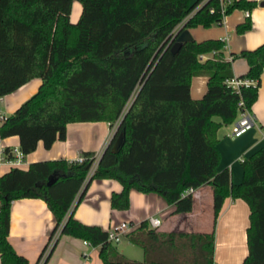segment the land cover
Instances as JSON below:
<instances>
[{
	"label": "trees",
	"instance_id": "obj_1",
	"mask_svg": "<svg viewBox=\"0 0 264 264\" xmlns=\"http://www.w3.org/2000/svg\"><path fill=\"white\" fill-rule=\"evenodd\" d=\"M72 1L0 0V97L32 78L41 80L36 93L0 119V138L16 136L25 157L37 143L48 149L63 140L69 123H116V128L90 175L95 161L90 152L81 153V161L44 160L0 175L1 264H29L8 241L10 203L29 197L41 198L53 214L44 249L58 230V236L97 246L102 264H212V231H159L145 219L124 234L141 249L143 260L118 254L115 242L106 240L107 231L77 221L70 209L90 181L102 178L120 183L109 201L118 210L128 209L129 189L156 193L172 206L171 214L190 212L193 196L181 193L203 184L212 188L213 217L226 196L243 199L249 223L241 264H264V145L241 160L240 182L233 183L226 168L216 170V132L236 118L239 99L248 109L256 100L264 45L239 53L248 65L239 78L256 84L239 87L237 94L224 82L233 77L222 57L224 42L191 40L169 53L172 31L203 0H76L81 14L71 24ZM227 1L225 15L255 5ZM220 11L218 0H204L181 30L219 24ZM249 28L246 19L237 31ZM195 75L207 78L198 100L189 92ZM118 134L123 145L115 153L111 148Z\"/></svg>",
	"mask_w": 264,
	"mask_h": 264
},
{
	"label": "crops",
	"instance_id": "obj_2",
	"mask_svg": "<svg viewBox=\"0 0 264 264\" xmlns=\"http://www.w3.org/2000/svg\"><path fill=\"white\" fill-rule=\"evenodd\" d=\"M189 1L191 3L196 0ZM245 1L255 3L250 11L237 9L226 14L219 24L187 29L194 42L199 43L205 40L224 42L222 57L230 63V71L234 78L244 76L248 70L246 60L239 57V53L252 52L264 45V6H260L264 0ZM80 10V4L73 0L69 11L71 24L78 20ZM246 19L249 21L250 28L244 32H238L237 27ZM206 57L209 55L203 56L202 59L205 60ZM206 81L207 78L204 76L191 77L189 92L193 100L200 99L206 92ZM40 85V79L32 78L10 94L0 97V116H10L14 110L36 93ZM257 90L256 100L249 109L254 117V126L240 137L233 139L229 136L231 124L224 125L216 132V149L219 156L216 170L226 168L231 174L233 183L240 182L242 178L241 160L249 158L264 145L262 138V128H264L263 80H259ZM65 128L66 134L63 140L54 142L48 149L37 143L35 150L23 157L24 165L19 168L26 169L30 163L44 160L75 161L84 152L94 153L97 157L109 144L113 130L112 126L103 122L69 123ZM18 147L16 136L0 138V154L6 148L11 150L12 148L18 149ZM10 169L12 168L8 165L0 163V175ZM120 189V183L113 178L90 181L82 197L72 203L70 207L72 217L84 224L98 225L105 231L115 229L120 222H125L131 226L128 229L130 231L148 216H155L161 223L157 228L159 231L187 233H210L212 231V264H241L247 254L245 230L249 223V207L243 199L226 196L217 215L213 217L212 188L208 184H203L194 188L193 207L190 212L171 214L172 206L166 204L163 198L156 193H142L129 189L128 209L110 208L111 193L119 192ZM9 210L8 241L16 252L27 259L29 264H34L47 243V236L53 227V214L45 202L37 197L13 199ZM124 234L120 237L125 238ZM50 241L40 256L44 258L47 255L43 264H102L98 256V247L85 244L82 238L63 234L57 237L56 243L49 250L52 243ZM129 242L127 240L126 243ZM116 251L126 258L123 247H116Z\"/></svg>",
	"mask_w": 264,
	"mask_h": 264
},
{
	"label": "built area",
	"instance_id": "obj_3",
	"mask_svg": "<svg viewBox=\"0 0 264 264\" xmlns=\"http://www.w3.org/2000/svg\"><path fill=\"white\" fill-rule=\"evenodd\" d=\"M204 2V0H203ZM202 2V3H203ZM219 2V9L221 10V21L223 19V17L225 16L224 12H225V5L228 3L227 0H218ZM200 3L199 5H197L192 12H190L188 14V16L186 18H184L177 26L176 28L172 31L171 36L169 38V42L168 44H170L171 39L174 35V33H176L178 30L182 29V25L185 21L188 20V18H190L195 12L196 9L199 8V6L202 4ZM212 11V9L210 10ZM222 41V40H221ZM223 42V41H222ZM168 46V45H167ZM203 56H199L200 60L202 59ZM260 80L264 81V64L261 68L260 71ZM225 84L227 86H229L232 90L236 91L237 94H239L240 90L239 87L243 86V87H248V86H255L256 84V80H250V79H246V78H230V79H226ZM236 107H237V116L236 118L231 122V133H230V138H238L240 137V135H242L243 133H245L246 131H248L250 128H252L254 126V117L250 114V111L247 107H244L243 102L241 99H239V101L236 103ZM2 117L0 116V119ZM115 124L112 126L113 130L112 133L110 134V138L115 130ZM262 138L264 139V128H262ZM9 156V157H8ZM98 157V156H97ZM97 157H95V161L92 164L88 175L92 174V172L94 171L96 164H97ZM78 161H81L80 157H77ZM0 163L2 164H6L9 167H17L19 168L20 166L24 165L23 162V155L21 154V152L19 151V149L17 148H12L9 155L4 154L3 152H1L0 154ZM194 188H186L185 190H183V192L181 193L182 196L187 195V194H192L194 192ZM146 222L149 224L150 227L152 228H158L160 226V220L155 217V216H148L146 219ZM130 225L125 223V222H120L118 226H116L115 229L109 230L107 231V241L110 242H118L119 238L122 234H124L125 232L128 231V229H130ZM58 236V230L55 232V234L53 235L52 239ZM51 239V241H52ZM50 241V242H51ZM82 241L87 244L90 245L89 241H86L84 239H82ZM43 256L40 258V261L37 264H40L41 260H42Z\"/></svg>",
	"mask_w": 264,
	"mask_h": 264
},
{
	"label": "water",
	"instance_id": "obj_4",
	"mask_svg": "<svg viewBox=\"0 0 264 264\" xmlns=\"http://www.w3.org/2000/svg\"><path fill=\"white\" fill-rule=\"evenodd\" d=\"M260 6H264V2H262ZM172 40H173L172 45L169 48L170 54L175 53L182 44L188 43V41H191L192 38L190 36V33L187 30H178L176 33H174L171 41ZM122 142H123V135L118 134V136L113 141L111 150L116 153L119 147L123 145ZM50 181H51V178H49L48 183H50Z\"/></svg>",
	"mask_w": 264,
	"mask_h": 264
},
{
	"label": "rangeland",
	"instance_id": "obj_5",
	"mask_svg": "<svg viewBox=\"0 0 264 264\" xmlns=\"http://www.w3.org/2000/svg\"><path fill=\"white\" fill-rule=\"evenodd\" d=\"M195 76H199V75H195ZM120 241L118 242H115L114 245L117 247V248H121L123 247V249L125 250V256L126 258L130 257L131 259H134V260H137V261H142L144 256H142V251L141 249L132 244V243H126L127 240L124 238V237H120L119 239Z\"/></svg>",
	"mask_w": 264,
	"mask_h": 264
}]
</instances>
